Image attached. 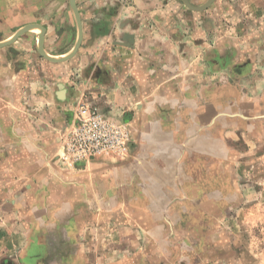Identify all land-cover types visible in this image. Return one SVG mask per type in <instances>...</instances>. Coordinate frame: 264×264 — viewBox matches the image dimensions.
<instances>
[{
    "label": "crops",
    "instance_id": "0c3cea01",
    "mask_svg": "<svg viewBox=\"0 0 264 264\" xmlns=\"http://www.w3.org/2000/svg\"><path fill=\"white\" fill-rule=\"evenodd\" d=\"M73 4L0 0V44L21 30L0 47V263L189 262L174 248L234 210L235 167L264 163V0ZM82 102L123 151L62 161Z\"/></svg>",
    "mask_w": 264,
    "mask_h": 264
},
{
    "label": "rangeland",
    "instance_id": "374dc122",
    "mask_svg": "<svg viewBox=\"0 0 264 264\" xmlns=\"http://www.w3.org/2000/svg\"><path fill=\"white\" fill-rule=\"evenodd\" d=\"M31 29L37 32L36 28ZM36 41L39 44V40ZM20 56L22 58V55L16 58ZM39 58L48 63L59 62L45 55ZM3 59L9 61L8 56ZM235 174L234 210H229L228 215L225 211L220 213L215 220V230L210 234L211 240L204 239L201 245L197 240V246L174 248L178 253H187L184 260L189 262L181 264H264V163L236 166Z\"/></svg>",
    "mask_w": 264,
    "mask_h": 264
},
{
    "label": "built area",
    "instance_id": "2783aa9c",
    "mask_svg": "<svg viewBox=\"0 0 264 264\" xmlns=\"http://www.w3.org/2000/svg\"><path fill=\"white\" fill-rule=\"evenodd\" d=\"M128 128L108 118L97 106L79 103L64 135L59 138L62 161L75 165L105 154H119L128 140Z\"/></svg>",
    "mask_w": 264,
    "mask_h": 264
},
{
    "label": "water",
    "instance_id": "95a60500",
    "mask_svg": "<svg viewBox=\"0 0 264 264\" xmlns=\"http://www.w3.org/2000/svg\"><path fill=\"white\" fill-rule=\"evenodd\" d=\"M212 1H213V0H207L204 4L199 5V6H195V5H192V4L189 2V0H184L185 4H186L189 8H192V9H195V10L203 9L204 7H206V6H207L209 3H211ZM71 4H72V6H73V8H74L73 0H71ZM40 29H41V32H42V28H41V27H40ZM23 30H24V29H23ZM20 32H21V30L17 31V32L14 34V36H13L10 40H8V41H6V42L0 44V47L6 45V44H8V43H10L15 37H17V36L20 34ZM41 32H40V34H39V39H38V40H39V50H40V52H41L43 55H45V57H47L48 59L56 60V59H54V58H50V57H48V56L45 54V52H43V50H42V48H41V42H42V39H41ZM79 36H80V35H79ZM78 38H79V40L76 42V44H75V46H74V50H73V52H72L71 54H69L68 56L72 55V54L75 52V50L77 49V45H78V43H79V41H80V37H78ZM68 56H66V57H68ZM66 57H65V58H66ZM65 58H63V59H65ZM63 59H60V60H63ZM56 61H59V60H56Z\"/></svg>",
    "mask_w": 264,
    "mask_h": 264
},
{
    "label": "bare ground",
    "instance_id": "6f19581e",
    "mask_svg": "<svg viewBox=\"0 0 264 264\" xmlns=\"http://www.w3.org/2000/svg\"><path fill=\"white\" fill-rule=\"evenodd\" d=\"M33 28H35V27H33ZM31 30H32V29H31ZM36 31H37V30H36ZM12 37H13V36H12ZM12 37H11V38H12ZM11 38H10V39H11ZM10 39H9V40H10ZM7 41H8V40H7ZM73 47H74V46H73ZM72 50H74V48H72L70 52H72ZM70 52H69V53H70ZM69 53H68V54H69ZM50 58H51V57H50ZM58 59H60V58H58Z\"/></svg>",
    "mask_w": 264,
    "mask_h": 264
}]
</instances>
